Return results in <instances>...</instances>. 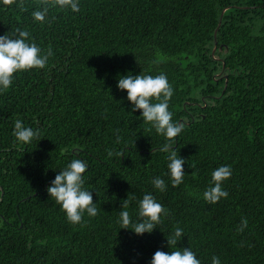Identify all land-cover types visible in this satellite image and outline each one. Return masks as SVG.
Returning <instances> with one entry per match:
<instances>
[{
	"label": "trees",
	"instance_id": "1",
	"mask_svg": "<svg viewBox=\"0 0 264 264\" xmlns=\"http://www.w3.org/2000/svg\"><path fill=\"white\" fill-rule=\"evenodd\" d=\"M53 3L40 22L44 0H0V36L27 31L52 52L0 88V264H151L156 251L182 248L201 264H264V0H79L77 12ZM161 73L173 121L185 125L171 142L117 86ZM17 119L39 137L19 142ZM166 143L186 161L176 187ZM74 159L87 164L83 187L98 209L78 224L47 191ZM223 165L229 195L209 204L203 193ZM146 194L167 215L151 233L121 228L120 212L135 222Z\"/></svg>",
	"mask_w": 264,
	"mask_h": 264
},
{
	"label": "clouds",
	"instance_id": "2",
	"mask_svg": "<svg viewBox=\"0 0 264 264\" xmlns=\"http://www.w3.org/2000/svg\"><path fill=\"white\" fill-rule=\"evenodd\" d=\"M15 0H4L5 4H12ZM45 6L42 10L33 12L36 21L45 22L49 10L48 0H44ZM22 5V0H21ZM61 8H70L73 12L79 11V0H54L52 6ZM30 34L20 29L16 30L14 36L8 34L0 36V88L8 89L15 73L34 68H44L48 57L52 55L49 49L48 53L42 54V50L35 43L26 42ZM118 88L127 91V99L132 103V111L141 110L145 122H149L155 128L157 133L163 134L169 142L177 137L185 125L174 122L173 114L168 110L169 101L173 96V89L163 73L153 77L151 75L128 74L122 76L118 81ZM155 98L158 103H152ZM13 135L19 142L31 143L34 138L39 137V129L33 130L30 127H24L21 120L14 122ZM119 139V138H118ZM168 155V168L172 178V186H179L184 181L186 161L177 155V150L171 143H166L162 149ZM113 155L112 151L108 152ZM122 157L123 153H116ZM87 170V164L81 159H74L68 166L59 171L55 179L51 182L47 191L51 198H54L57 204L62 206L68 220L71 223L78 224L82 220V215L86 211L89 216H96L98 209L93 202L92 192L84 189L83 175ZM232 175L231 166H219L212 172V181L214 186H210L203 193V198L209 204L217 203L221 198H227L228 192L223 190L222 184ZM156 189L164 191L166 184L163 179L156 177L152 180ZM129 199L124 200L121 208L129 207ZM167 215V210L162 204L158 203L152 194H146L139 202L138 219L133 222L127 210L120 212V219L124 229H131L140 235L145 232L151 233L156 225L161 223V215ZM240 231L247 227V220L242 219ZM183 236V230L176 228L174 234L167 238L169 247L176 246ZM151 264H201L196 254L190 248H182L169 252L156 251L152 257ZM212 264H220L218 257H212Z\"/></svg>",
	"mask_w": 264,
	"mask_h": 264
},
{
	"label": "water",
	"instance_id": "3",
	"mask_svg": "<svg viewBox=\"0 0 264 264\" xmlns=\"http://www.w3.org/2000/svg\"><path fill=\"white\" fill-rule=\"evenodd\" d=\"M216 29H217V28H216ZM216 29H215L214 35H215V33H216ZM214 39H215V38H214ZM215 43H216V40H215ZM215 47H216V46L213 47V49H212V53L214 52Z\"/></svg>",
	"mask_w": 264,
	"mask_h": 264
}]
</instances>
